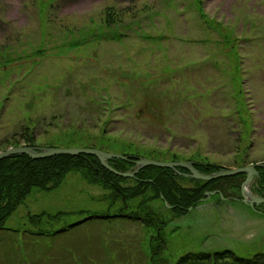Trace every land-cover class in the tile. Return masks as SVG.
I'll return each mask as SVG.
<instances>
[{"label":"rangeland","instance_id":"rangeland-1","mask_svg":"<svg viewBox=\"0 0 264 264\" xmlns=\"http://www.w3.org/2000/svg\"><path fill=\"white\" fill-rule=\"evenodd\" d=\"M105 132L159 161L264 162V0H0V152ZM109 194L78 173L34 189L0 232V264H149L141 223L89 218L121 207ZM215 201L169 226L157 264L264 253V205Z\"/></svg>","mask_w":264,"mask_h":264},{"label":"trees","instance_id":"trees-1","mask_svg":"<svg viewBox=\"0 0 264 264\" xmlns=\"http://www.w3.org/2000/svg\"><path fill=\"white\" fill-rule=\"evenodd\" d=\"M106 134L105 132L101 135L98 145L88 148L117 154L118 150L110 144L112 141L113 144L123 148L125 153L122 155L129 160L113 159L109 162L110 166L120 172L136 169L133 160L139 158L160 160L154 155L157 153L156 150L144 149L121 139L108 138ZM23 138L25 146H37L33 137ZM105 138L110 139L111 142ZM11 146L18 147L21 144L15 143ZM176 158L174 156L172 162ZM188 161H193L195 167L204 174H213L223 169L222 166L209 162L207 158ZM178 171L188 174V171L182 168ZM258 171L259 176L253 185V192L264 197V168H259ZM72 173H78L90 184L101 185L108 190L111 207L118 201L121 203V207L116 211L109 208L104 214L89 218L141 223L146 235H149L147 242L145 240L146 244H142L143 250L147 252L146 257L150 259L149 264H157V261L161 260L166 262L163 254L167 247L166 231L176 219H182L191 213L190 208L194 211L200 205L217 203L215 200L240 202L241 188L246 180V175L240 174L213 181H201L186 178L172 169L153 166L140 170L135 177L123 178L105 169L94 156H57L33 160L27 155H17L0 161V232L9 230L6 228L7 221L24 204L34 189L55 191ZM184 182L193 185L184 186L182 185ZM208 193L215 194L208 197ZM166 203L170 207H167ZM256 209L258 210V206ZM44 216L45 214L39 217ZM63 216L64 214L58 213L54 218L61 219ZM37 219L40 221L39 218ZM173 264H264V253L242 258L228 250L214 254L188 252Z\"/></svg>","mask_w":264,"mask_h":264},{"label":"water","instance_id":"water-1","mask_svg":"<svg viewBox=\"0 0 264 264\" xmlns=\"http://www.w3.org/2000/svg\"><path fill=\"white\" fill-rule=\"evenodd\" d=\"M17 155H27L33 160H41L46 158H52L57 156H73L78 157L81 155H89L96 157L102 164V166L109 172L116 176L123 178L135 177L140 170L145 167L153 166L157 168H168L177 171L180 175L189 177L196 180L213 181L222 178L233 177L240 174H246V180L241 188L242 203L251 207L264 205V197H260L252 192V185L254 179L259 176L258 168H264V163L250 164L245 167L235 169H222L219 172L213 174H204L196 169L195 163L192 161L184 162H164L150 158H139L133 160L136 169L129 170L127 172H120L110 166L109 162L113 159H121L128 161L129 159L121 154H115L105 152L103 150L94 148H44V147H31V146H20L11 147L5 151L0 152V161L8 159ZM178 168H183L189 172V174H183L178 171ZM167 207H170L166 203ZM202 206H198L197 209ZM192 208L189 209L191 211Z\"/></svg>","mask_w":264,"mask_h":264}]
</instances>
